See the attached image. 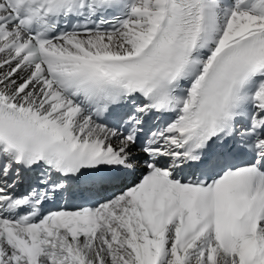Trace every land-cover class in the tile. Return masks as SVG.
<instances>
[{
	"label": "snow or ice",
	"instance_id": "obj_1",
	"mask_svg": "<svg viewBox=\"0 0 264 264\" xmlns=\"http://www.w3.org/2000/svg\"><path fill=\"white\" fill-rule=\"evenodd\" d=\"M0 264H264V0H0Z\"/></svg>",
	"mask_w": 264,
	"mask_h": 264
}]
</instances>
